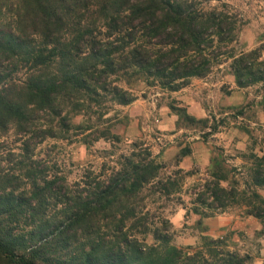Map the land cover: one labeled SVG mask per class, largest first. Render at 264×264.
Masks as SVG:
<instances>
[{
  "label": "trees",
  "instance_id": "trees-1",
  "mask_svg": "<svg viewBox=\"0 0 264 264\" xmlns=\"http://www.w3.org/2000/svg\"><path fill=\"white\" fill-rule=\"evenodd\" d=\"M213 1L0 0V264H250L224 237L176 246L166 209L180 204L198 226L240 209L264 235V150L242 154L243 184L221 155L187 190L198 171L178 162L189 148L167 172L133 142L74 181L52 152L58 142L122 143L109 115L133 104L140 84L178 92L228 63L237 89L264 87L263 47L238 52L241 19ZM170 108L180 122L208 125L176 101ZM221 126L229 120L209 134Z\"/></svg>",
  "mask_w": 264,
  "mask_h": 264
},
{
  "label": "rangeland",
  "instance_id": "rangeland-1",
  "mask_svg": "<svg viewBox=\"0 0 264 264\" xmlns=\"http://www.w3.org/2000/svg\"><path fill=\"white\" fill-rule=\"evenodd\" d=\"M227 3L229 9L239 15L241 30L236 46L238 52L257 47L264 49V0H215L214 5ZM138 99L131 105L115 107L109 115L113 121V133L122 137V143L113 145L101 140L91 149L74 143L58 142L52 151L62 169L74 181L86 168L99 170L104 162L114 164L117 156L127 151L133 142L148 147L154 156L167 163V172L177 166L179 153L186 148L191 154L178 162L179 167L188 166L185 171H198L186 179L185 190L211 168L215 156L226 158L228 166L238 171L232 175L239 181L246 180L242 154L250 147L261 154L264 150V87L253 86L244 90L236 87L234 77L229 73L228 63L216 65L205 78H194L178 92H166L160 88H148L140 84L136 88ZM186 107L197 119L208 121L204 124L179 121L170 104ZM242 110L243 115L232 116ZM229 120V128L220 127L219 132L209 134L211 126ZM235 121V122H234ZM250 130L248 134L245 129ZM254 141H256L254 144ZM55 142L43 144L42 148L52 147ZM49 144V145H48ZM113 152V156L109 154ZM183 165V166H182ZM231 175V176H232ZM264 195V190H260ZM189 201L188 195L184 196ZM186 210L178 203H170L166 209L175 229L173 243L183 249L197 250L202 244V236L228 239L231 249L243 256H249L250 264H264V235L261 222L253 217H245L240 209L217 216L209 225H197L198 217H186ZM219 217L226 220L222 222ZM216 218V217H215ZM225 222V223H224ZM151 242V238L149 239Z\"/></svg>",
  "mask_w": 264,
  "mask_h": 264
},
{
  "label": "crops",
  "instance_id": "crops-1",
  "mask_svg": "<svg viewBox=\"0 0 264 264\" xmlns=\"http://www.w3.org/2000/svg\"><path fill=\"white\" fill-rule=\"evenodd\" d=\"M262 118L264 119V116H262ZM182 166H183V165H182ZM182 168H183V169H188V166H183ZM217 218H218V217H216V218L206 219V220H205L206 225H209L210 222H208V221L213 220V219H217ZM219 218L222 219V222L226 220L224 217H219ZM224 223H225V222H224Z\"/></svg>",
  "mask_w": 264,
  "mask_h": 264
}]
</instances>
